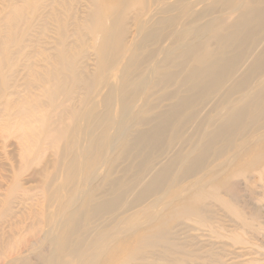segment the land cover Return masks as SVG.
Instances as JSON below:
<instances>
[{"label":"bare ground","instance_id":"bare-ground-1","mask_svg":"<svg viewBox=\"0 0 264 264\" xmlns=\"http://www.w3.org/2000/svg\"><path fill=\"white\" fill-rule=\"evenodd\" d=\"M20 1L0 16L4 264H264V0H86L51 17L18 90L58 5Z\"/></svg>","mask_w":264,"mask_h":264},{"label":"rangeland","instance_id":"rangeland-1","mask_svg":"<svg viewBox=\"0 0 264 264\" xmlns=\"http://www.w3.org/2000/svg\"><path fill=\"white\" fill-rule=\"evenodd\" d=\"M60 1L61 0H58V5H49V1H45L44 5L42 6V8L40 10L41 11V17H38L35 21H33L31 23V27H30V30L28 33V35H29L28 38L30 39V41H27L25 43V45L23 46V49L20 51L22 54L18 53L17 56L19 57L18 58L19 62L17 63V65L14 69L15 70V76H17V77H15L16 82H17V84H20L19 87H17L18 90H23L22 87L25 83V79H24L25 71L23 70V66H22V65H24L23 63H25V61L28 59V57H30L31 59H34L36 57L37 50L40 48L42 49L43 47H46L47 46L46 43H48V41L50 40L49 37L51 36L52 32L54 31V24H55L54 20H52L51 17L53 15H56V16H59L60 18L67 19L69 21V23H71V22L73 23V22H75L73 20V17H75V16L80 17L82 15V12L84 11V9L86 10V7H87L86 0H74L70 3H68L67 1H66V3H64V0H62V3ZM21 4H22V2L20 0H2V1H0V11H1L0 16L1 17L4 16L6 12L12 11V8L14 6L21 5ZM63 5H64V7H63ZM48 13H50V14L48 15ZM25 54H27L28 56H26ZM83 62H84V65L86 66V68H89V69L92 68L93 56L90 54L87 55L86 59H84ZM16 71H17V73H16ZM21 94H23V93H21ZM234 97L235 96H233L232 99ZM151 99L149 98V101L147 102V104L149 106H155L156 108H160L161 106H163L166 103V101H161V99L159 100L158 97H152ZM152 103H154V105ZM158 104H159V106H158ZM221 108H222V106H221ZM221 108H219V109H221ZM1 131H2V129L0 127V151H2V153L5 155L7 163L9 162L12 164L13 163L16 164V161L18 160V156H16V152H17V148H19V145H18L19 142H18V140H16L15 136L18 134V132H14V135H12V134H9L5 131H2V132ZM14 146H15V148H14ZM47 147H48V144H45L44 147L42 148V151L44 150L43 151V154H44L43 155V161L44 162L48 161V159L53 160V158L50 157V154L53 151ZM9 158H10V160H9ZM46 164H47V162H46ZM49 165L50 164H48L47 166H49ZM121 166L122 165H119L117 167V170ZM47 170L51 171L52 167L50 166ZM29 186L31 188H33V190L29 192L28 197H27L28 201L26 200L27 201L26 203L31 204L30 207L32 208V206L34 204H36L35 202L38 203L39 199H40V202L42 201V198H41L42 194L40 193L41 189L38 186V183L30 182ZM35 186H38L39 188L35 187ZM262 203H264V201H262ZM34 208L36 210L37 205H34L32 209L34 210ZM37 209H39V208H37ZM22 226H25V225H22ZM13 232H15V230ZM189 233L193 234V236L189 237L188 239H191V238L193 239L194 235H198L200 232L199 231H192ZM29 234L30 233H26V234H24V236L26 238H30L31 234L30 235ZM182 236H184V235H182ZM198 241H199V239L197 238V242ZM20 251L15 252L14 254H12V253L7 254V257L0 256L1 257L0 261H2V262H0V264H4L5 261H7L8 259H12L16 255H19L21 253ZM32 262L36 263L37 261L34 260Z\"/></svg>","mask_w":264,"mask_h":264}]
</instances>
